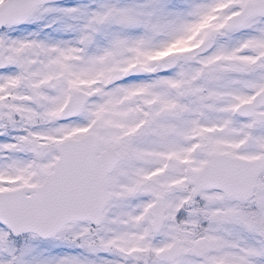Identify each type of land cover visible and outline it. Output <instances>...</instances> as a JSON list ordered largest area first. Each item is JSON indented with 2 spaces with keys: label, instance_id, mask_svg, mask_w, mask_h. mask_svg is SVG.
Segmentation results:
<instances>
[{
  "label": "snow or ice",
  "instance_id": "snow-or-ice-1",
  "mask_svg": "<svg viewBox=\"0 0 264 264\" xmlns=\"http://www.w3.org/2000/svg\"><path fill=\"white\" fill-rule=\"evenodd\" d=\"M0 264H264V0H0Z\"/></svg>",
  "mask_w": 264,
  "mask_h": 264
}]
</instances>
